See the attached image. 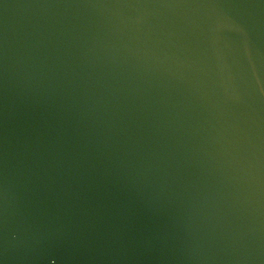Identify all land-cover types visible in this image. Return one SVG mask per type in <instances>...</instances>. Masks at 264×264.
<instances>
[{"label":"water","instance_id":"95a60500","mask_svg":"<svg viewBox=\"0 0 264 264\" xmlns=\"http://www.w3.org/2000/svg\"><path fill=\"white\" fill-rule=\"evenodd\" d=\"M0 264H264V0H0Z\"/></svg>","mask_w":264,"mask_h":264}]
</instances>
